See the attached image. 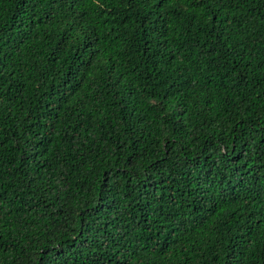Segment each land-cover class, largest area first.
Listing matches in <instances>:
<instances>
[{
  "label": "trees",
  "instance_id": "1",
  "mask_svg": "<svg viewBox=\"0 0 264 264\" xmlns=\"http://www.w3.org/2000/svg\"><path fill=\"white\" fill-rule=\"evenodd\" d=\"M0 264H264V0H0Z\"/></svg>",
  "mask_w": 264,
  "mask_h": 264
}]
</instances>
